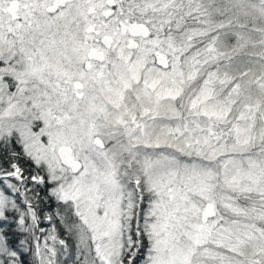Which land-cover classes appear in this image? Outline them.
I'll use <instances>...</instances> for the list:
<instances>
[{
	"label": "snow or ice",
	"instance_id": "obj_1",
	"mask_svg": "<svg viewBox=\"0 0 264 264\" xmlns=\"http://www.w3.org/2000/svg\"><path fill=\"white\" fill-rule=\"evenodd\" d=\"M0 264H264V0H0Z\"/></svg>",
	"mask_w": 264,
	"mask_h": 264
}]
</instances>
